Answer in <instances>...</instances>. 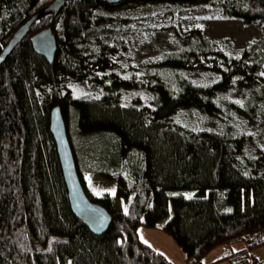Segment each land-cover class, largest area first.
I'll return each mask as SVG.
<instances>
[{
    "label": "trees",
    "instance_id": "trees-1",
    "mask_svg": "<svg viewBox=\"0 0 264 264\" xmlns=\"http://www.w3.org/2000/svg\"><path fill=\"white\" fill-rule=\"evenodd\" d=\"M53 1L0 0L6 10L0 53L19 26ZM146 4H197L225 18L262 23V36L239 56L203 48L220 75L207 85L182 76L176 86L152 72L150 106L122 104L109 91L76 95L75 86L89 78L104 88L97 71L114 67L117 30L143 21L123 14ZM171 12L166 8L150 18L160 21ZM51 21L58 47L49 62L36 53L31 38ZM263 50L264 0H66L58 13L36 21L0 65V264H175L138 232L142 224L156 227L167 218L170 203L173 214L163 229L193 264H264L256 253L264 245V150L249 148L248 134L234 127L236 114L253 119L261 105L256 77ZM198 56L199 50L170 54L161 64L186 69ZM113 83L134 85L118 77ZM235 88L248 93L244 102L228 99ZM55 106L62 109L75 156L81 144L83 161L95 163L106 178L115 177L117 197L127 201L118 208L108 193L93 198L112 214L103 234L93 233L71 208L50 129ZM182 110L203 112L225 128L192 129L178 121ZM186 190L194 193L187 196ZM238 243L244 246L237 249ZM221 245L230 248L217 260L204 261Z\"/></svg>",
    "mask_w": 264,
    "mask_h": 264
},
{
    "label": "rangeland",
    "instance_id": "rangeland-1",
    "mask_svg": "<svg viewBox=\"0 0 264 264\" xmlns=\"http://www.w3.org/2000/svg\"><path fill=\"white\" fill-rule=\"evenodd\" d=\"M166 8L168 12L172 11L170 13L171 16L166 17L164 14H161L160 21L150 18L152 14L159 13ZM5 14V8H0V21ZM50 14L54 15V13ZM123 15H125V17L140 16L143 21L142 23L127 25L123 31L117 30L113 43L115 44L117 54L111 58L114 62V67L112 66L113 69L111 71H105V69L97 71L102 77L104 88H102L103 86L99 87L95 85L93 80L89 78L85 81H80L75 86L76 95L99 96L102 95L104 91H109L115 92L122 104L136 103L140 106H150L152 104V95L149 93L148 87L149 77L152 72L156 70L160 71L164 78H168V80L176 86L178 85V82L183 79L182 76L199 84L207 85L213 83L220 78V75L216 72V65L214 64L213 59L211 58V61V59L206 58L203 55V48L220 50V52L228 56H239L240 52L253 46L261 38L263 30L262 23L255 22L246 24L243 20L237 18H225L214 11H206L197 4L185 5L181 8L174 6L168 7L166 4H146L137 9H133L129 14ZM174 16H177L178 19H175ZM174 20L178 22L175 23ZM35 23L36 22H34V24ZM50 25L52 26V21ZM3 30L4 28L1 27L0 36ZM116 45H119V47L116 48ZM62 50H65V46L62 47ZM198 50L199 60H197L192 67L173 70L163 68L161 64L162 58L167 55H181L185 53L190 55V52H197ZM262 56L263 65L256 77L259 85L258 92L261 105L257 114L253 116V119H246L241 116L240 113L239 115L236 114V116H234V127L240 132H243L244 134L246 133V135L248 134L249 140H251L249 148H251V145L253 144L255 147L264 150L263 53ZM112 71L119 75L113 76L111 74ZM117 77L119 79L122 78L123 80L130 79L134 84L133 87L114 85L113 79ZM247 95L248 93L244 89L235 88L227 94V97L229 100L242 103L246 100ZM177 118L182 124L196 130H221L225 128L224 122H218L198 110H182L177 114ZM77 143H79L78 140ZM79 145L76 147L77 157L75 156V159L78 158L80 171L86 182V192L90 198H99L108 193L116 197V206L118 208H124L126 206L125 200L117 197L118 182L116 178H106L99 171L95 170V163L83 161L81 158V146ZM74 155H76L75 152ZM112 176H115V174ZM183 193L187 196H192L194 191L186 190ZM172 214L173 207L170 204L169 216L167 218L158 222L156 227H148L142 224L138 227V232L140 238L144 242L157 250L164 252L166 255L168 254L170 257H175L177 250H181V248L178 246L174 238L163 229V226ZM234 246L239 249L243 247L244 244L238 243ZM229 248L230 245L216 247L205 257L204 261L209 259L213 260L223 256L226 253V249L228 250ZM256 253L260 258H263L264 245L260 247ZM191 264H193L192 261Z\"/></svg>",
    "mask_w": 264,
    "mask_h": 264
},
{
    "label": "water",
    "instance_id": "water-1",
    "mask_svg": "<svg viewBox=\"0 0 264 264\" xmlns=\"http://www.w3.org/2000/svg\"><path fill=\"white\" fill-rule=\"evenodd\" d=\"M128 0H105L107 4H118ZM158 1V0H148ZM66 0H54L51 4L40 9L31 18L17 28L0 54V65L7 56L28 34L34 22L50 13H58ZM32 44L36 53L44 56L49 62L55 58L58 42L52 26L43 29L32 37ZM51 133L57 145L59 159L68 197L74 214L82 220L95 234L105 233L112 222V214L100 203L96 202L86 192L78 172V167L68 135V128L60 106H55L51 113Z\"/></svg>",
    "mask_w": 264,
    "mask_h": 264
},
{
    "label": "crops",
    "instance_id": "crops-1",
    "mask_svg": "<svg viewBox=\"0 0 264 264\" xmlns=\"http://www.w3.org/2000/svg\"><path fill=\"white\" fill-rule=\"evenodd\" d=\"M163 222V221H162ZM164 253V252H163ZM167 256L175 263V264H191V261L187 259L185 253L182 250H177L175 257H170L168 254ZM219 258V257H218ZM216 259H209L206 262H212L217 260ZM214 264H230L227 261L219 262V263H214Z\"/></svg>",
    "mask_w": 264,
    "mask_h": 264
},
{
    "label": "bare ground",
    "instance_id": "bare-ground-1",
    "mask_svg": "<svg viewBox=\"0 0 264 264\" xmlns=\"http://www.w3.org/2000/svg\"><path fill=\"white\" fill-rule=\"evenodd\" d=\"M68 1V0H67ZM52 3V2H51ZM50 3V4H51ZM1 54V53H0ZM171 204V203H170ZM125 205H127V201H125ZM170 206V205H169ZM82 221V220H81ZM83 222V221H82ZM84 223V222H83ZM85 224V223H84ZM86 225V224H85ZM87 226V225H86ZM88 227V226H87Z\"/></svg>",
    "mask_w": 264,
    "mask_h": 264
},
{
    "label": "snow or ice",
    "instance_id": "snow-or-ice-1",
    "mask_svg": "<svg viewBox=\"0 0 264 264\" xmlns=\"http://www.w3.org/2000/svg\"><path fill=\"white\" fill-rule=\"evenodd\" d=\"M262 75H264V74H262Z\"/></svg>",
    "mask_w": 264,
    "mask_h": 264
}]
</instances>
